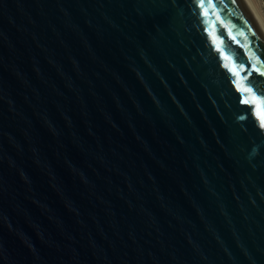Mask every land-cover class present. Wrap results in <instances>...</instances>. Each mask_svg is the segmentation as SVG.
<instances>
[{
    "label": "water",
    "instance_id": "1",
    "mask_svg": "<svg viewBox=\"0 0 264 264\" xmlns=\"http://www.w3.org/2000/svg\"><path fill=\"white\" fill-rule=\"evenodd\" d=\"M258 1L0 0V264H264Z\"/></svg>",
    "mask_w": 264,
    "mask_h": 264
},
{
    "label": "snow or ice",
    "instance_id": "2",
    "mask_svg": "<svg viewBox=\"0 0 264 264\" xmlns=\"http://www.w3.org/2000/svg\"><path fill=\"white\" fill-rule=\"evenodd\" d=\"M214 3H215V0H196L197 7L204 9L205 14H207V9H205L204 6L206 4H214ZM252 67L254 68L256 72L260 71V69L256 65H253ZM261 118L264 119V116H262Z\"/></svg>",
    "mask_w": 264,
    "mask_h": 264
},
{
    "label": "rangeland",
    "instance_id": "3",
    "mask_svg": "<svg viewBox=\"0 0 264 264\" xmlns=\"http://www.w3.org/2000/svg\"><path fill=\"white\" fill-rule=\"evenodd\" d=\"M258 2L260 4V6H261V9H262L263 13H264V0H259Z\"/></svg>",
    "mask_w": 264,
    "mask_h": 264
}]
</instances>
